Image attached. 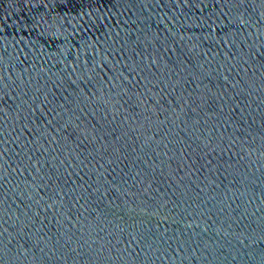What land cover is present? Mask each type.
I'll return each instance as SVG.
<instances>
[{"label":"water","instance_id":"1","mask_svg":"<svg viewBox=\"0 0 264 264\" xmlns=\"http://www.w3.org/2000/svg\"><path fill=\"white\" fill-rule=\"evenodd\" d=\"M0 264H264V0H0Z\"/></svg>","mask_w":264,"mask_h":264}]
</instances>
